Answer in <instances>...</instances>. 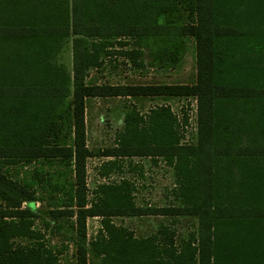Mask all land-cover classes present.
<instances>
[{
	"label": "trees",
	"instance_id": "trees-1",
	"mask_svg": "<svg viewBox=\"0 0 264 264\" xmlns=\"http://www.w3.org/2000/svg\"><path fill=\"white\" fill-rule=\"evenodd\" d=\"M181 4L190 21L160 22ZM155 36L194 40L193 83H86L116 53L142 66L139 46ZM67 43L70 68L61 60ZM167 57L178 60L176 52ZM129 95L196 99L193 142H181L176 117L159 106L147 120L127 113L118 146L104 152L161 157L173 169L177 204L139 206L122 180L100 186L87 206L85 100ZM36 160L73 167L67 207L48 211L72 220L73 264H264V0H0V264H60L34 228L32 184L4 166ZM140 215L192 216L196 229L177 243L167 226L138 237L111 220ZM94 216L101 228L87 241Z\"/></svg>",
	"mask_w": 264,
	"mask_h": 264
},
{
	"label": "rangeland",
	"instance_id": "rangeland-1",
	"mask_svg": "<svg viewBox=\"0 0 264 264\" xmlns=\"http://www.w3.org/2000/svg\"><path fill=\"white\" fill-rule=\"evenodd\" d=\"M182 1V0H181ZM180 3V2H179ZM191 14L181 4L173 12L161 16L160 22L180 24L191 20ZM126 47H132V44ZM124 47V49H126ZM141 57L134 65L129 58L116 53L111 55L101 68L90 70L87 84L165 86L191 84L196 77L195 45L191 37H148L139 46ZM120 47L117 46V50ZM176 52L178 60L171 62L167 54ZM62 62L70 68L71 51L67 43L61 53ZM168 106L177 119L182 143L195 139L194 96L129 95L89 97L85 100L86 145L90 156L86 159L87 206L98 201L99 187L116 185L126 180L132 186L133 201L143 207H162L177 204L174 197L173 169L161 158L153 156H105L107 149L118 146V135L124 127L127 113L135 110L147 120L152 109ZM62 138L71 140V128L64 122ZM12 178L32 184L36 195L33 210L34 228L44 234L47 244L58 252L60 264L75 262L74 232L72 220L48 215L49 210L63 209L68 204V193L73 182V167L59 160H36L34 162L4 164ZM102 218L88 217L86 220L87 241L93 240L101 228ZM115 225L131 229L138 237L154 234L161 224L175 232L177 243L196 229V218L192 216H114ZM19 241V239L17 240ZM89 263L98 260L88 255Z\"/></svg>",
	"mask_w": 264,
	"mask_h": 264
},
{
	"label": "built area",
	"instance_id": "built-area-1",
	"mask_svg": "<svg viewBox=\"0 0 264 264\" xmlns=\"http://www.w3.org/2000/svg\"><path fill=\"white\" fill-rule=\"evenodd\" d=\"M195 131H196V109H195Z\"/></svg>",
	"mask_w": 264,
	"mask_h": 264
},
{
	"label": "crops",
	"instance_id": "crops-1",
	"mask_svg": "<svg viewBox=\"0 0 264 264\" xmlns=\"http://www.w3.org/2000/svg\"><path fill=\"white\" fill-rule=\"evenodd\" d=\"M161 226H165V224H161Z\"/></svg>",
	"mask_w": 264,
	"mask_h": 264
}]
</instances>
